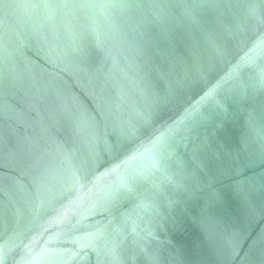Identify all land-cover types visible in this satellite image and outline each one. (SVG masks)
Here are the masks:
<instances>
[{
	"label": "water",
	"instance_id": "water-1",
	"mask_svg": "<svg viewBox=\"0 0 264 264\" xmlns=\"http://www.w3.org/2000/svg\"><path fill=\"white\" fill-rule=\"evenodd\" d=\"M0 264H264V0H0Z\"/></svg>",
	"mask_w": 264,
	"mask_h": 264
}]
</instances>
